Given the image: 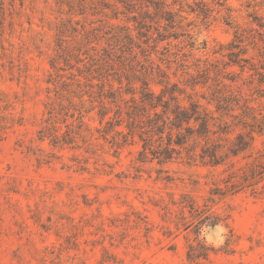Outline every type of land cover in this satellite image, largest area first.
Listing matches in <instances>:
<instances>
[{
  "label": "rangeland",
  "instance_id": "obj_1",
  "mask_svg": "<svg viewBox=\"0 0 264 264\" xmlns=\"http://www.w3.org/2000/svg\"><path fill=\"white\" fill-rule=\"evenodd\" d=\"M171 2L0 0V264H264L262 183L230 153L264 124V0ZM145 83L208 136L165 158L169 126L129 128Z\"/></svg>",
  "mask_w": 264,
  "mask_h": 264
},
{
  "label": "trees",
  "instance_id": "obj_2",
  "mask_svg": "<svg viewBox=\"0 0 264 264\" xmlns=\"http://www.w3.org/2000/svg\"><path fill=\"white\" fill-rule=\"evenodd\" d=\"M177 1L179 0H172L171 3H176ZM155 10L160 11L158 4H155ZM193 11L195 10L192 9L191 12ZM232 63H236V61L232 60ZM144 85L145 87L142 91H140L139 103H137L136 106L138 111L141 110L144 112L141 114L143 118H140L138 114L132 116V110L134 107L133 103H128L130 101L124 100L126 114L129 121L128 127H133V124H135L139 129L148 127V130L155 131L156 135L162 137L166 127L169 126V133H167L168 143L164 148L165 158H170L167 154L168 151H178L176 147H184L185 141L183 140V134H179L182 129H185L188 133H190V136L192 135L194 138L208 136V133L210 132L208 114L211 112L207 110V108L204 107V105L198 100L190 99L188 100L187 105L181 104V102L176 101L178 97L175 96L173 92H168V88L163 87L157 93L150 88L148 83H145ZM172 86L176 87V84H172ZM131 99V101L136 100L134 96H132ZM210 101L213 100H207V103L209 104ZM227 106L228 103L218 100L217 104H215V109L220 111L226 109ZM136 117H139L137 123L135 120ZM251 117L254 120H257L256 116ZM129 119H131L132 122ZM195 123L198 125L197 128L195 127ZM258 125V128L251 130V133L246 135L247 140H244L243 135H238L236 137L237 144L233 150H230V153L234 157H240L245 160L244 164L237 168V172H234L236 180L233 181H235V184L237 182L249 181L247 186L255 188L258 184L262 183L261 188L264 190V143L263 148H257L253 154L248 153L249 149L254 148L255 136L253 132L259 135L264 134V124ZM175 129L178 131L175 133L176 140H173V131ZM54 137L57 138V134H54ZM217 152V146H209L202 148V154H200V156L205 159L207 158L208 161L206 163L209 165L216 166L221 163ZM232 184H234V182H232ZM210 224L213 225L215 223L211 222ZM201 255H206V253L202 252Z\"/></svg>",
  "mask_w": 264,
  "mask_h": 264
}]
</instances>
